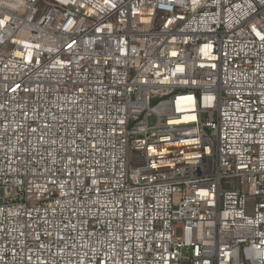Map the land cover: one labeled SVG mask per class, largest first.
<instances>
[{
    "label": "built area",
    "instance_id": "2783aa9c",
    "mask_svg": "<svg viewBox=\"0 0 264 264\" xmlns=\"http://www.w3.org/2000/svg\"><path fill=\"white\" fill-rule=\"evenodd\" d=\"M0 264H264V0H0Z\"/></svg>",
    "mask_w": 264,
    "mask_h": 264
},
{
    "label": "rangeland",
    "instance_id": "374dc122",
    "mask_svg": "<svg viewBox=\"0 0 264 264\" xmlns=\"http://www.w3.org/2000/svg\"><path fill=\"white\" fill-rule=\"evenodd\" d=\"M149 124H153L154 122V119L153 118H150L148 120ZM253 197H247L246 198V207H245V212L246 213H250L251 212V209H252V205H253Z\"/></svg>",
    "mask_w": 264,
    "mask_h": 264
}]
</instances>
